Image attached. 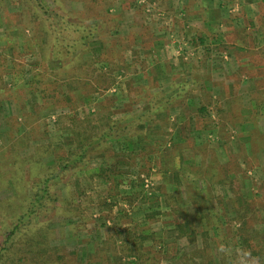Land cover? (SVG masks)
I'll use <instances>...</instances> for the list:
<instances>
[{
    "label": "rangeland",
    "instance_id": "rangeland-1",
    "mask_svg": "<svg viewBox=\"0 0 264 264\" xmlns=\"http://www.w3.org/2000/svg\"><path fill=\"white\" fill-rule=\"evenodd\" d=\"M42 1L46 9L0 0V170L9 176L0 178V200L14 202L11 215L46 171L61 197L39 217L49 231L33 264H206L203 256L264 264V0ZM74 23L93 33L68 53ZM57 37L63 44L54 46ZM109 125L130 130L93 141ZM84 138L93 143L85 166L61 173L57 162ZM105 162L121 171L111 182L97 175ZM191 177L211 195L219 235L196 220L194 244L181 237L178 246L172 232L146 239L148 256L121 251L153 210L165 213L162 227L174 226L167 195L194 217ZM122 178L130 181L109 196ZM144 189L153 199H141Z\"/></svg>",
    "mask_w": 264,
    "mask_h": 264
},
{
    "label": "trees",
    "instance_id": "trees-1",
    "mask_svg": "<svg viewBox=\"0 0 264 264\" xmlns=\"http://www.w3.org/2000/svg\"><path fill=\"white\" fill-rule=\"evenodd\" d=\"M38 4L41 5L44 9H46V6L44 5V2L42 0H38ZM49 18V16H48ZM54 26L53 20L50 19L48 21V24ZM70 22L68 21L67 25ZM73 33L69 40H66L64 45L66 44V49L68 53H71L75 49L82 47L86 40H88L92 36V28L86 27L79 24L74 23L73 24ZM55 28V27H54ZM53 28V29H54ZM58 37L54 40V46L63 44L60 41H58ZM203 108V107H202ZM140 120V119H139ZM130 129H120L116 128L115 126L109 125L107 127H104L103 130H101L100 136L97 137V139H93V141H103L109 138H115L118 141L122 139L120 135H123L128 132ZM124 136V135H123ZM121 137V139H119ZM84 140L79 144V147L77 150H72V148H68V155L66 158H61L57 162V169L61 171V173H67L69 170H74L78 168H82L86 164V157H87V151L89 146H91L92 140H88L87 142ZM125 140V139H124ZM84 141V142H83ZM142 141V140H141ZM126 142V141H125ZM128 143L125 145L128 147V150L130 151H137L140 146L141 142H133V141H127ZM136 144V145H134ZM125 146V147H126ZM124 147V148H125ZM120 148H122L120 146ZM135 148V149H134ZM0 169L3 168L1 166L5 163L6 159L4 157V154L2 155L0 153ZM13 168V173L16 172L17 167L15 161L10 162ZM118 164V163H117ZM59 171L55 172L59 175ZM75 171V170H74ZM22 173V172H21ZM117 173H121L116 167V163L114 162H105L98 171V174L100 177L105 179L106 181L113 180L111 177H115ZM54 173L44 172L41 176L34 179L29 185L28 190H24V197L22 201L20 202L19 208H16L15 212H13L11 215L9 213V209L14 207V202L9 200V198L4 199L3 201L0 200V211H2L4 208L6 210V216L0 213V217L4 219V222L0 224V264H33L36 260L34 257V248L37 244H45L47 239V233L49 231L48 224H44L41 221L42 216L47 215L51 210L54 209L55 206H58V203L61 201V197L59 194L58 189H55L51 186V179L53 177ZM7 175H3L2 171L0 170V178L6 179ZM9 177V176H7ZM177 178V176H175ZM22 179V177H20ZM13 178H11L12 180ZM192 181L196 184L197 188V195L194 199V209L195 212L191 213L194 215L190 216V213L188 211L180 210L178 206V202L174 199V195H167L166 196V202L171 208V213L173 216V227L170 229L175 234L174 242L178 245L179 240L181 237L186 238L188 243L194 244L195 238L197 236L198 228L193 227L192 221H203L207 223V227H209L214 231L215 234L219 235L221 227L218 224V221L220 219L216 207L212 203L211 195L205 189L197 179L192 178ZM16 181H19V179H16ZM127 181H130V179H118L113 181L115 184H110L109 187V193L112 192L109 196H113L114 193H116V187H118L119 184H125L128 183ZM133 181L131 182V184ZM112 185V186H111ZM141 185L143 186V181L141 180ZM116 186V187H115ZM147 188V187H146ZM148 189H144L141 194V199H153L154 195L149 191L147 193ZM126 197V199L132 203L131 196ZM137 196V194L135 195ZM130 197V199L128 198ZM170 199H172L174 202L171 203ZM3 208V209H2ZM2 209V210H1ZM154 211V210H153ZM151 212L149 215H146L145 217L148 218V223L151 221L157 220V214L159 212L154 211ZM194 219V220H193ZM139 225V224H138ZM145 227H141L139 230L132 229V236L127 237L124 240L122 239L121 243V251H125L126 253H129L131 256H134L136 258L140 256H148V254L152 253L151 250L147 247H144V241L146 239L154 240V235L152 232H145ZM119 231V232H118ZM117 233H120V230H116ZM27 234L29 235L28 238L25 239V246H22L21 241L19 242V239H22V235ZM200 235L202 236V242H203V248L209 247L208 243V229L202 228L200 231ZM114 241V239H112ZM220 245L222 249H224L225 246V240L220 241ZM223 244V245H222ZM179 246V245H178ZM26 249V250H24ZM46 247L42 246V252H46ZM103 249V248H102ZM104 250V249H103ZM25 251V252H24ZM198 249H194V254H198ZM54 253L58 252V247L54 246ZM23 253L29 254V256H25ZM45 256V255H43ZM61 254L57 255L56 257L58 259L61 258ZM204 259L208 258V261L206 264H216L212 256H203ZM42 258V256H41ZM202 261V260H201ZM221 264H235L233 257L231 256H223L221 258Z\"/></svg>",
    "mask_w": 264,
    "mask_h": 264
},
{
    "label": "crops",
    "instance_id": "crops-1",
    "mask_svg": "<svg viewBox=\"0 0 264 264\" xmlns=\"http://www.w3.org/2000/svg\"><path fill=\"white\" fill-rule=\"evenodd\" d=\"M211 1L212 0H208V2L209 3H211ZM222 1V0H221ZM245 7H246V4H245ZM249 7V6H248ZM255 11H256V9L254 10V13H255ZM258 13V12H257ZM257 13H255L256 15H257ZM251 15H253V14H251ZM198 21V20H197ZM201 21H203V20H201ZM218 20H217V18H216V16H212V17H209L208 19H207V23H210V22H212L211 24H213V25H215L216 24V22H217ZM241 21V19L239 18L238 19V23H241L240 22ZM200 23V20L198 21V26L200 25L199 24ZM241 25V24H240ZM211 30V29H210ZM225 32V31H224ZM206 35V34H205ZM219 36L221 39H223V38H225L224 37V33L223 32H219V34H216V36ZM209 38H212L211 37V35L209 36ZM263 39H264V37H263ZM228 42H231V40H228ZM264 42V41H263ZM262 43V42H261ZM230 52V51H229ZM246 62H247V60L246 61H243V64H246ZM248 64H250V63H248ZM161 182V181H160ZM164 211V210H163ZM163 214H165V213H162V214H157L156 216H157V220H154V221H152L151 223H148V222H145V223H148V226H147V228L145 229V232H152L153 233V235H154V238L156 237V238H159L160 239V237H162V236H166L167 237V234H169V233H172V231H170V229H171V227L168 225V226H161L162 224H160L161 222H162V218H163ZM136 219V218H135ZM164 227H167V228H164ZM170 238H172V237H170ZM174 238V237H173Z\"/></svg>",
    "mask_w": 264,
    "mask_h": 264
},
{
    "label": "built area",
    "instance_id": "built-area-1",
    "mask_svg": "<svg viewBox=\"0 0 264 264\" xmlns=\"http://www.w3.org/2000/svg\"><path fill=\"white\" fill-rule=\"evenodd\" d=\"M149 185H150L149 180H148V179H145L144 186H145V187H149Z\"/></svg>",
    "mask_w": 264,
    "mask_h": 264
}]
</instances>
